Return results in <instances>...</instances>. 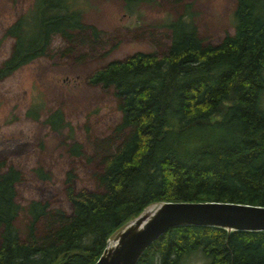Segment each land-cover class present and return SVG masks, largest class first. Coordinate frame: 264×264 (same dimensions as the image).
<instances>
[{
  "label": "trees",
  "instance_id": "16d2710c",
  "mask_svg": "<svg viewBox=\"0 0 264 264\" xmlns=\"http://www.w3.org/2000/svg\"><path fill=\"white\" fill-rule=\"evenodd\" d=\"M30 1L4 25L11 44L0 82L44 57L54 37L62 43L57 54L74 63L103 54L102 34L83 20L76 0ZM119 1L130 9L161 0ZM164 2L169 15L146 35L155 50L104 63L86 80L106 90L119 113L105 135L85 147L60 110L27 114L59 134L67 157L92 165L91 186L74 188L70 170L62 179L70 208L20 204L23 173L0 161V264H92L110 233L153 202L264 205V0H234L231 31L216 44L202 42L190 2ZM30 172L50 179L40 167ZM192 254L204 264H264V231L170 228L135 264H182Z\"/></svg>",
  "mask_w": 264,
  "mask_h": 264
},
{
  "label": "rangeland",
  "instance_id": "374dc122",
  "mask_svg": "<svg viewBox=\"0 0 264 264\" xmlns=\"http://www.w3.org/2000/svg\"><path fill=\"white\" fill-rule=\"evenodd\" d=\"M187 1L194 8L196 29L204 44H216L224 32L231 31L230 14L234 0ZM30 2L0 0V59L8 53L11 44L10 39L2 35L4 25ZM154 2L136 4L130 10L119 0H76L74 4L82 12L83 20L100 30L103 54L74 63L68 57L57 54L56 49H60L62 43L54 37L49 47L51 50L44 57L18 68L0 82V153L7 151L0 154V161L17 167L23 173L15 193L20 204L35 199L48 202L50 207L57 209L70 208L63 195L62 183L65 173L70 170L75 176L71 182L74 188H90L88 176L92 165L84 158L67 157L56 145L59 134L48 132L44 123L31 120L27 114L34 111L43 118L52 109L60 110L63 119L70 123V132L83 145L93 135H105L117 122L119 113L113 106L111 95L106 90L87 84L86 80L93 70L104 63L121 60L138 51L155 50L146 35L150 30L155 33L154 25L162 22L169 13L164 0ZM156 35L161 43L163 34L159 32ZM260 101L264 107V92ZM20 144L22 149L12 152ZM33 167L48 171L50 179L43 181L36 178L30 172ZM201 258L192 254L184 258L182 264H204Z\"/></svg>",
  "mask_w": 264,
  "mask_h": 264
},
{
  "label": "water",
  "instance_id": "95a60500",
  "mask_svg": "<svg viewBox=\"0 0 264 264\" xmlns=\"http://www.w3.org/2000/svg\"><path fill=\"white\" fill-rule=\"evenodd\" d=\"M216 227L226 232L264 231V205L228 201H158L118 226L92 264H135L146 247L167 229Z\"/></svg>",
  "mask_w": 264,
  "mask_h": 264
}]
</instances>
